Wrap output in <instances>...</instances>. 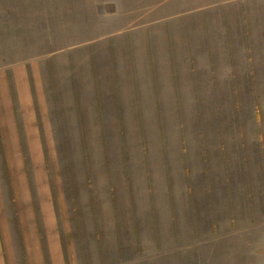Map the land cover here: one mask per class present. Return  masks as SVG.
Masks as SVG:
<instances>
[{"label":"rangeland","instance_id":"1","mask_svg":"<svg viewBox=\"0 0 264 264\" xmlns=\"http://www.w3.org/2000/svg\"><path fill=\"white\" fill-rule=\"evenodd\" d=\"M120 1L0 0V68L115 34L130 88L109 104L120 132L53 151L84 193L68 264H264V0ZM15 173L0 166V194Z\"/></svg>","mask_w":264,"mask_h":264},{"label":"crops","instance_id":"2","mask_svg":"<svg viewBox=\"0 0 264 264\" xmlns=\"http://www.w3.org/2000/svg\"><path fill=\"white\" fill-rule=\"evenodd\" d=\"M114 36H104L111 43L101 52L91 41L0 68V166L16 168L15 188L0 194V264H68L70 251L65 241L73 223L69 214L84 193L80 187L72 189L65 174L56 176L54 167L64 161L53 151L64 148V135H73L72 148H80L82 155L83 139L87 142L83 135L120 132L114 129L119 115L109 110L112 104L124 105L130 88L122 83L124 73L119 79L117 71L118 83L114 80L120 68ZM168 59L172 71L177 62L172 56ZM151 62L154 78L160 77L157 57ZM170 76L174 77L172 72ZM43 149L49 151V176ZM24 154L32 165L29 177Z\"/></svg>","mask_w":264,"mask_h":264}]
</instances>
